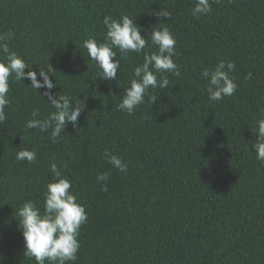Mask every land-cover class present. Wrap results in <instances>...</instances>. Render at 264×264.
<instances>
[{
    "label": "trees",
    "instance_id": "trees-1",
    "mask_svg": "<svg viewBox=\"0 0 264 264\" xmlns=\"http://www.w3.org/2000/svg\"><path fill=\"white\" fill-rule=\"evenodd\" d=\"M193 7L194 0H0V36L13 34L9 51L36 73L35 83L10 75L0 122V264H36L23 253L17 212L31 201L43 214V193L61 178L87 214L76 260L66 264H264V165L252 148L264 110V0H211L199 17ZM161 10L171 16L158 17ZM106 16L132 18L147 41L139 54L113 49L120 66L112 81L97 76L83 48L90 38L104 42ZM164 27L180 75L157 73L168 86L149 88L129 115L118 104L133 69L157 50L151 32ZM220 61L235 64L237 89L211 101L201 73ZM45 91L82 109L55 141L52 128L26 127L55 112ZM22 150L35 151V161L17 160ZM105 151L127 171L108 164ZM101 173L107 181H97Z\"/></svg>",
    "mask_w": 264,
    "mask_h": 264
},
{
    "label": "clouds",
    "instance_id": "clouds-1",
    "mask_svg": "<svg viewBox=\"0 0 264 264\" xmlns=\"http://www.w3.org/2000/svg\"><path fill=\"white\" fill-rule=\"evenodd\" d=\"M218 2V0H217ZM212 10L211 0H194L192 15L199 17ZM171 14L161 10L158 17L169 18ZM163 24V23H162ZM103 25L106 28L104 42L98 43L95 39H87L83 42V48L91 61L95 63L97 76L105 81L115 80L119 61L115 59L118 49L122 55L128 53H141L146 47L147 41L141 35V29L134 23L132 18L123 16L119 20L112 17H104ZM13 34L0 36V52L5 54V59L0 62V122L6 119L5 106L8 104L7 93L9 91V77L15 76L17 80L30 79L36 81L35 72L25 73L27 65L16 53L10 52L7 38ZM151 43L156 51L143 56V63L133 69V79L130 86L125 89V94L118 104V109L129 115L134 113L136 107L145 102V94L149 88L164 89L168 86L167 77L158 80L157 73H171L179 76L178 66L172 59L175 56L176 41L168 28L153 30L150 34ZM235 68L233 62L220 61L211 70L205 69L201 76L207 80V92L211 101L221 100L223 97L231 96L237 89V84L230 77ZM46 88L52 89V83L48 80ZM44 95L54 107L55 112L48 119L43 121L32 119L26 122L29 129L39 127L41 131L52 128L51 139L60 136L65 126L69 123L76 126L77 118L82 109L73 107L67 96L53 97L50 91ZM157 100L155 95H149L148 101L154 103ZM39 115L38 111L32 113L33 117ZM256 142L252 145L256 159L264 165V110L262 118L257 121L255 132ZM16 159L35 161V151L22 150L16 154ZM105 161L121 173L127 171V165L116 155L105 151ZM54 177H60L61 173L56 164L50 166ZM109 173L98 174L97 181H107ZM71 183L67 179H58L49 183L43 193V209H40L31 202H25L17 212L19 216L18 228L22 233L24 242V255L35 260L36 264H66L68 261L76 260V253L79 249L78 235L80 227L87 220L85 208L77 203L76 197L69 191ZM107 191L106 186H102Z\"/></svg>",
    "mask_w": 264,
    "mask_h": 264
}]
</instances>
